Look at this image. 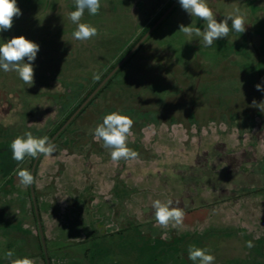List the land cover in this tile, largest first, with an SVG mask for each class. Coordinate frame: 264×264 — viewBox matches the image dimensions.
<instances>
[{"label":"rangeland","instance_id":"obj_1","mask_svg":"<svg viewBox=\"0 0 264 264\" xmlns=\"http://www.w3.org/2000/svg\"><path fill=\"white\" fill-rule=\"evenodd\" d=\"M171 1L101 0L97 15L85 11L81 19L98 35L79 41L68 16L74 0H17L22 14L0 32V43L24 36L39 51L32 86L0 70V191L17 169L11 141L28 131L50 137ZM207 3L218 22L238 11L246 30L203 47L179 27L203 30L206 22L179 4L119 70L121 86L54 142L51 157H41L35 193L52 264H144L151 255L159 264H193L187 257L193 244L210 248L215 264H264V112L251 106L264 101L255 87L264 88V0ZM133 94L155 115L133 117L128 147L138 145L139 159L114 164L90 130L133 102ZM32 160L21 168L30 171ZM13 182L23 189L17 175ZM29 189L23 190L31 245L43 254ZM155 199L185 210L181 230L156 225ZM158 239L164 245L150 250Z\"/></svg>","mask_w":264,"mask_h":264},{"label":"clouds","instance_id":"obj_2","mask_svg":"<svg viewBox=\"0 0 264 264\" xmlns=\"http://www.w3.org/2000/svg\"><path fill=\"white\" fill-rule=\"evenodd\" d=\"M75 10L68 16L69 20L76 25L72 33L75 40L87 41L98 35V29L87 23H81V19L87 11L90 15H97L101 8V0H74ZM179 4L190 16L206 22V27L201 30L195 26L180 25L179 31L188 37H199L203 47H212L214 41L227 38L231 31L243 33L246 29V19L237 11L236 14H229L218 22L212 8L207 0H179ZM21 10L17 5V0H0V32L10 30L15 17L20 16ZM231 21L229 26L228 21ZM39 45L26 39L24 36L13 37L6 42L0 43V70L4 72H15L24 84L32 86L34 83L33 61L36 59ZM27 61V62H25ZM94 80H99L100 76L94 74ZM258 91H264L260 84H257ZM252 107H257L264 112V101L259 104L252 101ZM134 121L128 115L119 111L111 112L103 116L102 123L90 130L94 139L102 141V146L110 150V158L114 164L121 160L125 162L137 161L139 153L128 147L129 137L133 135L132 128ZM12 159L17 162L16 175L19 185L23 189L33 186L36 183L34 175L27 169L20 168L26 157L38 159L40 156L51 157L56 152V144L48 136L35 137L32 132H25L17 136L10 144ZM171 199L152 201L151 207L154 210V219L157 226L168 229L181 230L184 226L185 210L180 207H173ZM248 248L254 247L252 241H247ZM14 250L5 252V259L9 264H36L35 260L23 257L13 258ZM187 257L193 264H215V256L211 254V249L200 248L189 245Z\"/></svg>","mask_w":264,"mask_h":264},{"label":"crops","instance_id":"obj_3","mask_svg":"<svg viewBox=\"0 0 264 264\" xmlns=\"http://www.w3.org/2000/svg\"><path fill=\"white\" fill-rule=\"evenodd\" d=\"M19 167L21 168L20 165ZM15 175L16 171H12L7 175V179L1 182L0 193L5 192L9 196H0L2 204L0 206V264H9V261L5 259L7 250H14V259L28 257L35 260L36 264H46L40 250L36 251L35 245H31V238L34 239V235L29 228L30 224H27L26 191L15 189L13 186ZM2 200L4 201L2 202ZM31 251L33 252L31 253Z\"/></svg>","mask_w":264,"mask_h":264},{"label":"trees","instance_id":"obj_4","mask_svg":"<svg viewBox=\"0 0 264 264\" xmlns=\"http://www.w3.org/2000/svg\"><path fill=\"white\" fill-rule=\"evenodd\" d=\"M176 0H172L171 1V3H170V5L168 6V8L175 2ZM167 8V9H168ZM167 9H165V11L164 12H162L161 14H160V16L156 19V21H154V23L150 26V28L160 19V17L166 12V10ZM150 28H148L147 29V31L144 33V34H146L147 32H148V30L150 29ZM140 39H138V40H136V42L134 43V45L133 46H131V48L129 49V51L137 44V42L139 41ZM142 48V47H141ZM141 48L137 51V52H139L140 50H141ZM129 51L127 52V53H129ZM136 52V53H137ZM133 57V56H132ZM132 57L126 62V64L132 59ZM126 64H124V66L122 67V69L123 68H125V66H126ZM116 67V66H115ZM114 67V68H115ZM121 72L122 71H118L117 73H116V75L101 89V91L95 96V98L81 111V113L75 118V120L61 133V135L56 139V141L58 140V139H60V138H62L65 134H66V132L69 130V128L70 127H72V126H74V124L76 123V121H77V119L78 118H80L81 117V115H83L94 103H95V101L97 100V99H99L103 94H105L106 92H111V91H113L115 88H116V86L117 85H119L120 84V82H118L116 79L120 76V74H121ZM109 74V73H108ZM107 74V75H108ZM106 75V76H107ZM105 76V77H106ZM123 81V80H122ZM102 82V81H101ZM100 82V83H101ZM99 83V84H100ZM98 84V85H99ZM122 84V83H121ZM121 84H120V86H121ZM97 85V86H98ZM96 86V87H97ZM95 87V88H96ZM94 88V89H95ZM123 90L124 91H126L127 90V86L125 87V89L123 88ZM94 90H92V92H93ZM91 92V93H92ZM114 92H116V91H114ZM90 93V94H91ZM89 94V95H90ZM111 94H113V93H111ZM134 100H133V99ZM132 98H129V99H131V101H133V102H129V103H124L123 104V107L120 109V113H122V114H126V115H128L129 117H131L132 119H133V117L135 116V115H140L141 117H143V118H149V117H153V115H155V111L154 110H151L147 105H143L142 103L141 104H138L137 102H138V100L139 99H141L142 98V96H140V95H137V94H133L132 95ZM139 98V99H138ZM87 99V98H86ZM85 99V100H86ZM84 100V101H85ZM83 101V102H84ZM126 101H129V100H126ZM82 102V103H83ZM139 102H145V100L143 99V101H139ZM81 103V104H82ZM81 104L80 105H78L75 109H74V111H72L65 119H64V121H62L58 126H57V128L54 130V132L50 135V139L55 135V133H57V131H59V129L66 123V121L73 115V113L81 106ZM132 130H134V128H132ZM89 140H92V137H89ZM55 141V142H56ZM70 143L71 142H69L67 145L68 146H70ZM130 146H132L131 148H133V150H136V149H138L139 147H138V145H136V143H134L133 145L131 144ZM138 147V148H137ZM34 160L35 159H33L32 160V164H31V168H32V165H33V162H34ZM41 160V159H40ZM39 165H40V161H39V163H38V166H37V170H36V174H35V178H36V175H37V172H38V167H39ZM30 172H31V169H30ZM29 191H30V189H29ZM30 193V195H31V192H29ZM37 198V202H38V204H39V198L38 197H36ZM32 206H33V204H32ZM33 212H34V208H33ZM34 216H35V212H34ZM156 245H153V246H151V247H149V249L150 250H154V249H159V247L160 246H162V245H164V241H162L161 239H158L157 241H156ZM43 248V247H42ZM42 257H43V259L45 260V255H44V251H43V254H42ZM51 259V258H50ZM144 264H159L158 263V261H157V259H156V256L155 255H151L150 257H148L147 258V260L145 261V263Z\"/></svg>","mask_w":264,"mask_h":264},{"label":"water","instance_id":"obj_5","mask_svg":"<svg viewBox=\"0 0 264 264\" xmlns=\"http://www.w3.org/2000/svg\"><path fill=\"white\" fill-rule=\"evenodd\" d=\"M179 5V0H176L170 8L160 17V19L148 30V32L137 42V44L129 51V53L120 61L118 65L102 80V82L94 89V91L87 97V99L81 104V106L73 113V115L66 121V123L55 133L51 138L52 141L61 135V133L75 120V118L81 113V111L95 98V96L101 91V89L116 75V73L123 67V65L138 51V49L143 45V43L149 38V36L159 27V25L170 15V13ZM42 156L35 159L31 168V173L36 174L37 166ZM31 198L33 203V208L35 216L37 219L38 231L45 255L46 264H52V260L48 254L46 238L43 229V223L40 213L39 204L37 202L35 193V184L30 187Z\"/></svg>","mask_w":264,"mask_h":264}]
</instances>
